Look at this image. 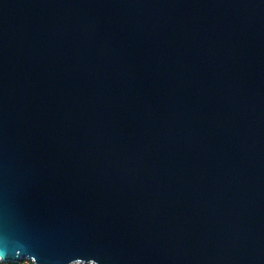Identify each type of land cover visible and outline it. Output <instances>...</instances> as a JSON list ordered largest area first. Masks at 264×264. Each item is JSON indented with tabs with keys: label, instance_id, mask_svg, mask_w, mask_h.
Segmentation results:
<instances>
[{
	"label": "water",
	"instance_id": "95a60500",
	"mask_svg": "<svg viewBox=\"0 0 264 264\" xmlns=\"http://www.w3.org/2000/svg\"><path fill=\"white\" fill-rule=\"evenodd\" d=\"M0 257L264 264V0H0Z\"/></svg>",
	"mask_w": 264,
	"mask_h": 264
},
{
	"label": "built area",
	"instance_id": "2783aa9c",
	"mask_svg": "<svg viewBox=\"0 0 264 264\" xmlns=\"http://www.w3.org/2000/svg\"><path fill=\"white\" fill-rule=\"evenodd\" d=\"M0 264H34V263H33V260L31 258H29V257L21 258L17 262L5 261L4 259H2L0 257ZM73 264H85V263L76 262V263H73ZM86 264H94V263L93 262H89V263H86Z\"/></svg>",
	"mask_w": 264,
	"mask_h": 264
}]
</instances>
